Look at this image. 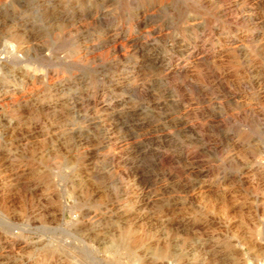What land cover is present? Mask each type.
I'll return each mask as SVG.
<instances>
[{
    "label": "rangeland",
    "instance_id": "rangeland-1",
    "mask_svg": "<svg viewBox=\"0 0 264 264\" xmlns=\"http://www.w3.org/2000/svg\"><path fill=\"white\" fill-rule=\"evenodd\" d=\"M0 264H264V0H0Z\"/></svg>",
    "mask_w": 264,
    "mask_h": 264
}]
</instances>
